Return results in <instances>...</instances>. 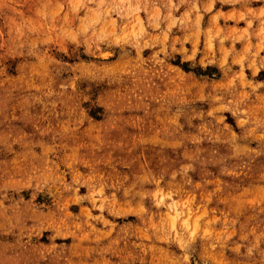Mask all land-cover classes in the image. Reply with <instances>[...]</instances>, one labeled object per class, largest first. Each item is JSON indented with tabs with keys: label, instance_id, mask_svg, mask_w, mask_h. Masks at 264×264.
Masks as SVG:
<instances>
[{
	"label": "rangeland",
	"instance_id": "obj_1",
	"mask_svg": "<svg viewBox=\"0 0 264 264\" xmlns=\"http://www.w3.org/2000/svg\"><path fill=\"white\" fill-rule=\"evenodd\" d=\"M0 264H264V0H0Z\"/></svg>",
	"mask_w": 264,
	"mask_h": 264
},
{
	"label": "bare ground",
	"instance_id": "obj_2",
	"mask_svg": "<svg viewBox=\"0 0 264 264\" xmlns=\"http://www.w3.org/2000/svg\"><path fill=\"white\" fill-rule=\"evenodd\" d=\"M99 51H100L99 55H102V56H108L109 54H111L110 50L107 49V48H105V49L103 48V49H101ZM171 209L174 211L173 214H172V217L175 218L177 216V213H178L179 210L177 209V207H174V206H171Z\"/></svg>",
	"mask_w": 264,
	"mask_h": 264
}]
</instances>
